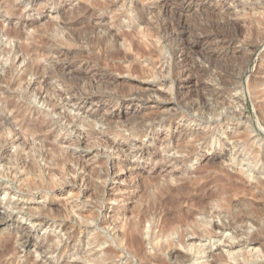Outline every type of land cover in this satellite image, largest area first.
Instances as JSON below:
<instances>
[{"label": "rangeland", "instance_id": "rangeland-1", "mask_svg": "<svg viewBox=\"0 0 264 264\" xmlns=\"http://www.w3.org/2000/svg\"><path fill=\"white\" fill-rule=\"evenodd\" d=\"M0 48V264H96L97 232L118 253L104 264H139L111 237L163 198H187L169 206L168 264L264 237V193L245 195L253 222L228 221L236 188L264 171V0H0ZM201 211L226 225L201 235ZM189 244L205 248L194 263Z\"/></svg>", "mask_w": 264, "mask_h": 264}, {"label": "bare ground", "instance_id": "bare-ground-1", "mask_svg": "<svg viewBox=\"0 0 264 264\" xmlns=\"http://www.w3.org/2000/svg\"><path fill=\"white\" fill-rule=\"evenodd\" d=\"M163 6H164V1L162 2ZM158 6V5H157ZM162 6V5H161ZM157 8V7H156ZM142 17L140 16V19ZM159 18V17H158ZM143 19V18H142ZM141 19V22L143 21ZM82 21V20H81ZM78 22V21H77ZM72 23V22H71ZM69 24V23H68ZM158 24V23H157ZM213 24V23H212ZM236 25V24H235ZM80 26V25H79ZM153 26V25H152ZM66 27V25L64 26ZM69 27V25H68ZM162 28V27H161ZM62 29V28H61ZM60 29V30H61ZM67 29V28H66ZM74 29V28H73ZM165 29V28H164ZM163 29V30H164ZM121 30V29H120ZM8 31V30H7ZM69 31V30H68ZM11 32V31H10ZM9 32V34H10ZM64 32V30H63ZM108 33V32H107ZM106 33V34H107ZM7 34V33H6ZM165 34V33H163ZM74 35V33H73ZM86 35V34H85ZM112 35L116 38H125L129 35V33H121L117 31H114L112 33ZM66 36V35H65ZM78 36V35H77ZM82 37V36H81ZM87 37V36H86ZM70 38V37H69ZM94 38V37H93ZM109 38V35L107 36H102L100 38L101 41L106 42ZM90 39V38H89ZM88 39V40H89ZM113 39V40H114ZM171 39V38H170ZM206 39V38H205ZM92 40V39H91ZM118 40V39H117ZM122 40V39H121ZM72 41V40H71ZM215 41V40H214ZM211 43V42H210ZM215 43V42H214ZM17 45V44H16ZM20 46V45H19ZM152 46V45H151ZM17 48V47H16ZM31 48V47H30ZM1 49V48H0ZM5 49V47H4ZM32 50V49H31ZM25 51V50H24ZM27 51V49H26ZM33 52V51H32ZM39 52V51H38ZM4 53V52H3ZM35 53V52H34ZM121 50L116 49L113 51H108V56L111 57L112 59L118 58V56L121 54ZM7 54V53H6ZM128 55H126L127 57ZM151 61V60H150ZM22 62V61H21ZM116 62V61H115ZM116 66V68H120L119 65H114ZM253 69V67H252ZM251 70V69H250ZM27 71V72H26ZM253 71V70H251ZM26 72H30V70H24L23 73ZM249 72V71H248ZM75 76L77 77V74H75L74 72H72ZM243 73V72H242ZM250 73V72H249ZM248 73V74H249ZM60 74V73H59ZM36 75L38 77H35L33 79V82L31 83L30 87H32V90H35L34 85L38 84V79L42 77L41 73H36ZM79 75V74H78ZM13 76V75H12ZM247 76V75H246ZM250 76V75H249ZM82 77V75H81ZM84 77V76H83ZM19 79H22V75H18ZM247 78V77H246ZM69 79V78H68ZM76 79V78H75ZM79 79V78H78ZM75 81V80H74ZM248 81V80H247ZM189 82V81H188ZM63 84V83H62ZM184 84V83H183ZM188 83H186V85H184L185 87L188 86ZM48 83L45 80V84H44V88L47 89ZM180 85V84H179ZM101 86V85H100ZM105 86V85H103ZM113 86V85H112ZM28 87V86H27ZM121 87V86H120ZM182 87V86H181ZM118 88V87H116ZM75 89V88H74ZM121 89V88H120ZM181 89V88H180ZM27 89L25 88V91ZM31 90V89H30ZM106 90L107 87H106ZM179 90V89H178ZM187 90V89H186ZM185 90V91H186ZM47 91V90H45ZM180 91V90H179ZM183 91V92H185ZM89 93V87L88 86H84L83 87V91L82 93ZM182 92V91H181ZM37 94V96H41V91L39 92V90H36L35 92ZM74 95H76L77 93L74 92ZM42 97V96H41ZM46 99V98H45ZM224 100V99H223ZM206 102V101H205ZM201 103V102H200ZM203 103V102H202ZM205 104V103H204ZM217 105L222 106L221 102H218ZM199 107V106H198ZM201 108V107H200ZM205 108V107H204ZM197 109V108H196ZM203 109V108H202ZM195 110V109H194ZM197 111V110H196ZM212 111H215L214 109H212ZM141 113V112H140ZM204 113V112H203ZM222 112H214V115L219 116L221 115ZM121 115V116H120ZM124 114L122 112H120L119 114L117 113L116 117L120 118V117H124ZM106 120H111V118H105ZM155 126V125H154ZM153 128V127H152ZM137 131V130H136ZM209 133V131L207 132H203V133H199V134H194V138L197 139L199 138L200 135H203V137H205L207 134ZM211 136V135H210ZM201 138V137H200ZM207 138V137H206ZM204 138V139H206ZM109 141V140H108ZM210 141V140H209ZM207 142V141H206ZM111 144V143H110ZM207 144V143H206ZM39 152V151H38ZM151 155V154H150ZM208 161H215L214 158H208ZM264 168V166H263ZM33 166L29 165V171H33ZM261 175L264 176V171L259 172V174H252V180L253 182L250 184L249 187L247 188H236L234 195L238 196V195H243L242 197L237 198L238 200L233 201L230 198V213L228 214L229 216V225L230 228H234L237 227L238 225L241 226L242 224H246L248 223V221H245L246 218L244 217V215H242L241 210H242V206L250 208V209H255L256 203H254L253 201L247 200V198H245V195H250L255 199L260 198V194L263 195L264 193V179H262ZM143 178V177H142ZM264 178V177H263ZM142 180V179H141ZM36 181V180H35ZM45 183V182H44ZM142 184V183H141ZM140 184V185H141ZM45 185V184H44ZM257 191V193L255 192V190ZM46 192V191H45ZM259 195V196H258ZM261 195V196H262ZM263 197V196H262ZM179 198V197H178ZM181 199V201H186V199H184L183 197H180L179 199L174 198L172 200H170L169 203L171 204H167V200L165 198L160 199L159 201H157L156 203H153L152 205L144 208L143 213L140 214L139 216L135 217L133 220H130L128 223L125 224V226H123L122 230L119 231L117 234H114L111 237V242L115 243L117 246H123V248H125L128 252H132L134 253L138 260H139V264H168L169 260L171 258H176L178 255H180L179 251L176 249H173L169 252V258L166 259L164 257L159 256L157 253V251L162 250L164 247H166L167 245L171 244L172 241H174V239L171 238L170 234H166L167 231H165V229H168L169 226L165 225V221L168 219V216L171 214V209H169V206L172 207L173 205L175 206L179 200ZM184 199V200H183ZM191 199V198H190ZM169 201V200H168ZM189 201V200H188ZM197 203V202H196ZM195 204V203H194ZM172 205V206H171ZM200 206V204H199ZM52 209V208H51ZM125 213V212H124ZM195 213V211H194ZM194 213L192 212L189 216H191V218H196L194 217ZM200 213V219L199 216L196 219L197 223L196 226H200L201 228V235H207L210 236L211 234L214 233V229H220L222 228V226L226 225V223L223 222L222 225H218L216 223H210L206 216L207 214H209V212L207 213L206 211H201ZM222 214V212H221ZM216 215H220L219 211H215L213 213L210 212V216L213 218ZM94 213L91 212L89 213V217H94ZM218 217V216H217ZM226 219V218H225ZM129 220V219H128ZM171 220V219H170ZM88 221V220H87ZM148 221L149 225H145ZM89 222V221H88ZM250 222H253L250 221ZM91 223V222H89ZM88 224V223H87ZM167 224V223H166ZM168 225V224H167ZM88 227V225H87ZM178 227V226H177ZM89 229V228H88ZM87 229V230H88ZM95 229V228H93ZM100 229V228H99ZM101 230V229H100ZM237 230V229H236ZM173 231V229H172ZM231 231V230H230ZM263 233V229L261 227H258V232H243L246 234V238L243 239V241H237L239 244V248H235L234 245H236L233 237L230 236V252H228L227 254H219L216 259H214L210 264H228L229 260H230V264H264L263 261L258 260V258H262L264 256V237L261 236L259 234V232ZM233 232V231H232ZM195 233V231H194ZM236 236V235H235ZM109 237V236H108ZM89 240V244H95L97 247H99L98 251H95L94 253H91V251H89L87 258L88 260H91L93 262H95L96 264H104V262L108 259L113 260L116 256H117V250L112 247L111 244H108L107 246H105L103 243L105 241V236H103L102 234H99L98 232L96 233V235L94 234V236H92ZM108 241V240H107ZM147 242L148 244L151 245V248L153 249L154 253L147 255L145 252H143L142 249V245L140 244L138 246V243L140 242ZM176 241L178 243H182L183 239L182 236L180 234H178ZM175 242V241H174ZM194 242V241H193ZM176 244V243H175ZM249 244V245H253V247H255V251L254 250H249L244 248V245ZM185 248L192 254V258L189 259L190 261L192 260V262L194 263L197 259L201 258V256L204 253V246H198L195 244H189V245H185ZM5 249V248H4ZM5 251V250H4ZM85 253V252H84ZM83 254V253H82ZM85 255V254H84ZM183 257V256H182ZM83 258V257H82ZM136 258V259H137ZM188 258V257H187ZM176 260V259H175ZM185 259H181L179 260V262H182ZM187 260V259H186ZM138 262V261H137ZM201 264H206L204 262H201Z\"/></svg>", "mask_w": 264, "mask_h": 264}]
</instances>
